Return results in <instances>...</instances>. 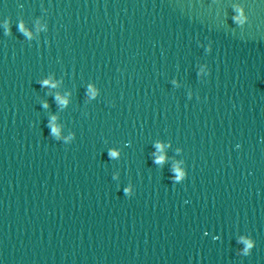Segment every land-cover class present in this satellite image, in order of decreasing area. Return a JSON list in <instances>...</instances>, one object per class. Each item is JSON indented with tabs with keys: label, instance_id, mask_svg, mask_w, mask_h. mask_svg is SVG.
Returning <instances> with one entry per match:
<instances>
[{
	"label": "water",
	"instance_id": "1",
	"mask_svg": "<svg viewBox=\"0 0 264 264\" xmlns=\"http://www.w3.org/2000/svg\"><path fill=\"white\" fill-rule=\"evenodd\" d=\"M0 264H264V0H0Z\"/></svg>",
	"mask_w": 264,
	"mask_h": 264
}]
</instances>
